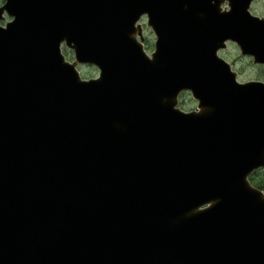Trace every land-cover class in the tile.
<instances>
[{
  "label": "water",
  "instance_id": "95a60500",
  "mask_svg": "<svg viewBox=\"0 0 264 264\" xmlns=\"http://www.w3.org/2000/svg\"><path fill=\"white\" fill-rule=\"evenodd\" d=\"M231 3L8 0L0 264H264V200L246 182L264 168V87L234 86L212 57L231 38L264 62V25ZM142 12L152 63L130 40ZM62 42L98 82L80 83ZM182 90L199 116L173 111Z\"/></svg>",
  "mask_w": 264,
  "mask_h": 264
},
{
  "label": "clouds",
  "instance_id": "9594fccd",
  "mask_svg": "<svg viewBox=\"0 0 264 264\" xmlns=\"http://www.w3.org/2000/svg\"><path fill=\"white\" fill-rule=\"evenodd\" d=\"M8 4V0H0V10H4L5 5ZM211 6L216 8L217 14L220 16L231 15L232 3L231 0H211ZM243 14L251 21L264 25V0H247L246 7L243 8ZM10 23L8 15H3L0 18V31H7L5 25ZM133 30L139 29L140 35L131 37L130 40L134 45H139L143 54L147 57V62L152 63L153 55L157 54L155 45L158 43L159 37L156 35L154 26L150 25V16L148 12H142L135 19V23L132 25ZM154 32V35H153ZM144 35L151 41L150 44L145 46L140 43V36ZM64 44L59 43V53L62 56L64 52ZM243 53V54H242ZM140 54V53H139ZM214 61L222 66V69L226 70V75L231 77V83L238 87L244 88L249 85H257L264 87V62H256L254 55L245 53L238 41L225 38L222 39L219 44L214 48L212 52ZM64 62L71 65L72 61L64 58ZM243 70L242 72L239 70ZM77 73H80L79 67L75 69ZM100 73L95 67L91 70V75L84 76L82 73L79 75L80 83L99 81ZM185 98V103L180 106L177 103L176 109L180 116H199L200 109L197 107V102L192 98L189 91H182L178 96ZM247 184L252 190L260 193L261 199L264 200V168L257 169L251 175L246 178ZM209 205L204 206V211H207Z\"/></svg>",
  "mask_w": 264,
  "mask_h": 264
},
{
  "label": "rangeland",
  "instance_id": "374dc122",
  "mask_svg": "<svg viewBox=\"0 0 264 264\" xmlns=\"http://www.w3.org/2000/svg\"><path fill=\"white\" fill-rule=\"evenodd\" d=\"M147 42H148V44H150L151 41L149 40V38H148ZM64 53H65V50H64ZM67 58L70 60L72 58V56L71 55H68ZM79 69H80V73H82L84 76L91 75L92 68H89V67H80ZM239 71L242 72L243 70H239ZM184 103H185V98L183 97V98H181L179 104H180V106H183Z\"/></svg>",
  "mask_w": 264,
  "mask_h": 264
}]
</instances>
